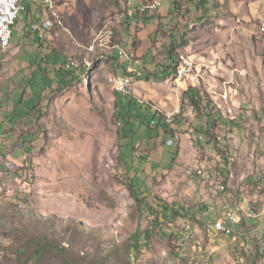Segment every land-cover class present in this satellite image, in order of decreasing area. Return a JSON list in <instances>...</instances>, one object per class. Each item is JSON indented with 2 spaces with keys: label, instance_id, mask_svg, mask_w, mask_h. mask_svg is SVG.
Wrapping results in <instances>:
<instances>
[{
  "label": "rangeland",
  "instance_id": "374dc122",
  "mask_svg": "<svg viewBox=\"0 0 264 264\" xmlns=\"http://www.w3.org/2000/svg\"><path fill=\"white\" fill-rule=\"evenodd\" d=\"M128 2L55 0L63 28L38 45L18 26L0 53L9 56L0 62V264H264V96L253 106L247 70L227 81L218 62L264 58L260 20L239 14L228 24L220 0H162L126 19ZM20 22L28 25L25 13ZM169 51L194 63L191 76L155 77ZM129 68L140 72L123 101L132 125L110 83ZM189 87L202 97L199 113ZM158 115L173 123L156 132L146 125ZM174 134L180 143L169 146ZM223 204L255 216L240 213L231 235H214L207 225Z\"/></svg>",
  "mask_w": 264,
  "mask_h": 264
},
{
  "label": "crops",
  "instance_id": "0c3cea01",
  "mask_svg": "<svg viewBox=\"0 0 264 264\" xmlns=\"http://www.w3.org/2000/svg\"><path fill=\"white\" fill-rule=\"evenodd\" d=\"M24 2H25V0H21L22 10L20 11L19 16L23 15L25 13V17L29 21L28 25H24L21 22L18 23V19H19V16H18L16 22L12 26V30L17 28L18 26H21L22 28H24V34L27 33V35L25 34V36H28V34L31 35L30 25L32 23H35V25L40 26V28H41V26H46L45 29L43 27L44 33H45V30H50L53 27H58V26H56V23L53 19H49V12L47 10V5L45 4L44 0H29V3H27V5L24 4ZM136 2L139 3L140 0H138ZM241 2L242 3L240 5H236V4L232 5L230 8L231 12H229V10H228L229 8L224 9L223 8L224 2H223V0H220L219 9H222V10L224 9L223 13L227 16L226 21L228 24H231V23L234 24V22L238 20L239 14H241L242 19L249 21V22L252 20H254L255 22L259 21L264 16L263 7L257 5V2L255 0H242ZM53 3H54V1H53ZM131 5H130V7H131ZM23 7L26 8L27 10L26 11H25V9L23 10ZM47 20L49 22L45 23ZM61 21H62V18H61ZM37 22H39V23H37ZM39 24H41V25H39ZM62 24H63V21H62ZM246 25L248 26V23L243 22V26L246 27ZM253 47H254V45H253ZM9 48H10V46H9ZM227 48L229 49L230 47H227ZM17 50H18V47H15V48L11 47V50H9V51H11V54H15L17 52ZM255 51L256 50L254 49V52ZM0 53H4V52L0 51ZM256 55H257L256 52H255L254 56H248V54H247V55H244V57L241 60H238L237 58H232L233 56L228 55L227 59L224 58L223 60H220L218 62H219V68L221 70L224 69V71H226V72H223L222 74L225 73L223 76H224V78L227 79V81H228V79L232 78V76L234 75V74L232 75V73H234L235 70L242 69V68H244V70H247L249 77L252 78V79L249 78V85L250 86L248 88V94L251 97V104L255 107L256 106L259 107L258 96H260V94H262L264 96V78H263V74H261L262 71L264 70V67H263L264 66V58L261 55H259V56H256ZM1 61L4 63L9 61V56L0 58V62ZM244 63H247L246 64L247 68L242 66V64H244ZM259 86L261 88V91L258 89ZM257 176H260V175L258 174ZM259 179H263V181H264L263 177L259 178ZM263 199H264V197H263ZM262 209L264 210V204H262ZM220 210H221V208H220ZM220 210L217 214L218 216L220 215ZM259 214L261 215V213H258V215ZM233 233H234V231H233ZM233 233H232V235H233ZM214 235H218V234H214ZM230 243H231L230 246H232L234 248L238 242H237L236 238H233L232 240H230Z\"/></svg>",
  "mask_w": 264,
  "mask_h": 264
},
{
  "label": "bare ground",
  "instance_id": "6f19581e",
  "mask_svg": "<svg viewBox=\"0 0 264 264\" xmlns=\"http://www.w3.org/2000/svg\"><path fill=\"white\" fill-rule=\"evenodd\" d=\"M130 1H138V0H129ZM162 0H149V1H146V2H142L140 1L139 2V6L141 7H147V11H152V10H156L160 3H161ZM257 2V0H255ZM50 2V13L52 15V17L54 18L57 26H62V21H61V18L59 16V14L56 12V10L54 9V3H53V0H49ZM264 2V0H263ZM262 7V5H259ZM22 10V7H21V0H17L16 3L14 4V18L10 20V23H8V32H7V39L8 41H11V37H12V26L14 25V23L16 22L17 18H18V15L20 13V11ZM259 30L264 33V16L261 18L260 20V23H259ZM36 27L41 31V28L40 26L36 25ZM103 32H101L100 30V34L103 35L104 37H106V40L104 41L105 43H110V31L108 29H103L102 30ZM102 36V37H103ZM41 37H45V34L41 32ZM100 40L99 43H101V45L104 43L103 40L101 39L100 36H98L94 41L96 40ZM94 43V42H93ZM9 46L10 44L7 45V50L9 49ZM104 46V45H103ZM94 47V45H93ZM5 52V51H3ZM120 54H123V51L121 50L120 51ZM69 64H74V66L76 65L75 62L71 61L68 63ZM189 64H194L191 60H188V59H184L183 57L181 58L180 60V64L178 65L177 67V70L176 72H183V70H187L189 69ZM67 65V66H68ZM195 66H194V70H195ZM194 70H192L189 74H182L181 77H178V73H176V78L178 80H181L182 78L184 77H189L191 76V74L194 72ZM128 73L127 75H124L123 77H118V76H112L110 78V83L113 85L114 87V90L116 91V83L115 82H119L121 85H125V86H131L132 84V81L134 80L133 78L136 77L137 75H140V72H137L135 69L133 68H129L128 69ZM168 125H169V121L171 122V124L173 123V117L171 115H166V118L164 120ZM176 139H177V142L176 143H173V137L171 139H169L167 141V143L169 144V146L171 145H179L180 143V139H181V136L179 134H176ZM199 174L201 175H206V173L202 172V171H198ZM212 175V174H210ZM217 187V186H216ZM217 190V189H216ZM219 190H224V186L223 185H220L219 184ZM229 206L226 205V204H223L221 206V210H220V215L224 212L225 210V217H233V209L232 208H228ZM239 215L240 213L242 214V216L246 217V218H249V217H253L255 216V212L251 209V208H247V209H241V208H236L235 209ZM219 215V216H220ZM237 224V223H235ZM235 224H230V232H231V227ZM208 226V229L210 231H212L214 234H218V235H228V233H220V224L219 222L215 221L212 225H207Z\"/></svg>",
  "mask_w": 264,
  "mask_h": 264
},
{
  "label": "trees",
  "instance_id": "16d2710c",
  "mask_svg": "<svg viewBox=\"0 0 264 264\" xmlns=\"http://www.w3.org/2000/svg\"><path fill=\"white\" fill-rule=\"evenodd\" d=\"M53 1H55V0H53ZM141 1H143V2H145V1H147V0H141ZM136 4H138L139 5V3L138 2H135ZM132 6V5H131ZM131 8V9H130ZM25 9V11L27 10L26 8H24L23 7V10ZM129 9V13H128V11L126 10V8H124V12L122 13V15H121V17L122 16H124V17H126V19H129V18H136L137 16H143V15H146V14H148V13H150L151 11H146L145 13H142V14H140V13H138V11L135 9V11L133 12V14H132V7H129L128 8ZM47 10H48V12H49V19H53L54 20V18L52 17V15H51V13H50V8H48L47 7ZM155 10H152V12H154ZM55 21V20H54ZM37 23H39V22H37ZM56 23V22H55ZM33 24V23H32ZM31 24V25H32ZM42 24V23H41ZM41 24H39V25H41ZM30 25V26H31ZM64 23H63V25L62 26H58V27H53L52 29H50V30H45V39L49 36V35H51L52 33H53V31L54 30H56V29H61V28H63L64 27ZM56 26H57V24H56ZM41 31H43V26H41ZM30 33L31 34H33L34 35V41H36L37 43H38V45H40L41 43H40V39L38 38V36H37V34L36 33H33L32 31H31V27H30ZM26 35H27V33H25ZM167 59H168V62H167V64H165L163 67H161L160 69H159V71L158 72H156L157 74H156V76L155 77H159V78H165V77H167V76H169V75H171V74H174L175 73V71L177 70V67H178V65H179V63H178V59H177V56L174 54V52L173 51H169L168 52V56H167ZM70 62V61H69ZM68 62V63H69ZM68 63L66 64V67H68L67 65H68ZM71 68V67H70ZM175 76H176V73H175ZM187 79V78H186ZM185 79V80H186ZM117 94H119V97H120V99H121V103H120V113L118 114L119 115V117H120V119L126 124V125H132L131 123H130V120L133 118V117H131L130 116V114H129V111H126V110H123L122 108L124 107V105H125V102H124V104H123V101L124 100H126V101H129L130 99H129V95H122V94H120V93H118L117 92ZM184 97H186L187 99H188V102H189V104H190V106H192V108H193V110L195 111V112H197V113H199L200 111H201V109L203 108V106H202V97H201V95L199 94V92H198V90L197 89H195V88H192V87H189L185 92H184ZM132 103L135 105L137 102H128V103H126V107H128V106H132ZM205 107H207V106H205ZM206 115H208V114H206ZM158 118H159V120H158V123H157V126L155 127V128H152L151 127V125L150 124H144V122H143V124L144 125H146V127L147 128H149L150 130H155L156 132L159 130V127L160 128H162V129H166L167 127L166 126H169L164 120H165V117H164V119H163V121H162V118L158 115ZM153 120H151V122H152ZM132 127V126H131ZM132 129V128H131ZM130 129V130H131ZM209 129H210V127H207V135H209V134H211L210 132H209ZM129 130V129H128ZM128 138H130L129 136H128V134L125 132V133H123V135L121 136V139L123 140V145L127 142V139ZM257 178H258V180L260 181V182H262L263 183V179H259V178H261V175L260 176H257ZM224 186V185H223ZM128 189H129V191H130V193H131V195L138 201L140 198H139V193L137 192V190L134 188V186L132 185V184H129L128 185ZM224 189H225V187H224ZM223 191V190H222ZM254 212H255V210L253 209V208H251ZM171 214H172V217L174 218V217H176V216H180L181 215V210H179V209H172V211H171ZM238 224V223H237ZM236 224V225H237ZM234 227V226H233ZM152 232H153V229H146V230H144L143 232H142V235H144L146 238H149L151 235H152ZM135 235H137V234H135ZM134 239H136L137 238V236H134L133 237Z\"/></svg>",
  "mask_w": 264,
  "mask_h": 264
},
{
  "label": "built area",
  "instance_id": "2783aa9c",
  "mask_svg": "<svg viewBox=\"0 0 264 264\" xmlns=\"http://www.w3.org/2000/svg\"><path fill=\"white\" fill-rule=\"evenodd\" d=\"M16 1L17 0H0V51H6L7 45L10 44V41H8L7 39L8 23H10V20L14 18V4L16 3ZM128 3H132V5H135L134 8L132 7V14L135 11V9L140 14L145 13L147 11V7H141L138 4H136L134 1H130ZM257 5H262L263 13H264L263 0H257ZM30 27H31V31L33 33H36L40 40L42 41L46 40L45 38L41 37V31L36 27L35 23H33ZM121 50H122L121 48L118 49L119 55ZM70 67H74V64H69L67 68ZM192 70H194V64H189V69L183 70V72L175 71V73H178V77H181L182 74H189ZM115 83H116V92L122 95H130L131 86L121 85L119 82H115ZM169 125H171L170 121H169ZM176 142H177L176 134H174L173 143ZM228 208H233V217H225V210H224V212L220 216H218L215 220L220 224V233H228V235H231L230 224L239 223L240 219L244 217L239 215V213L235 210V207L229 206Z\"/></svg>",
  "mask_w": 264,
  "mask_h": 264
}]
</instances>
